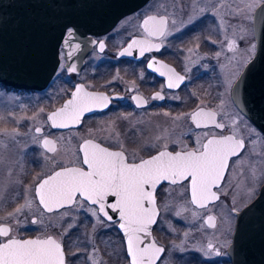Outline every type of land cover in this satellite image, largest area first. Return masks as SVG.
I'll return each instance as SVG.
<instances>
[{
	"label": "snow or ice",
	"instance_id": "snow-or-ice-1",
	"mask_svg": "<svg viewBox=\"0 0 264 264\" xmlns=\"http://www.w3.org/2000/svg\"><path fill=\"white\" fill-rule=\"evenodd\" d=\"M192 2L189 22L208 11L207 8L198 9L196 0ZM161 5L164 14H146L140 25L144 38L132 39L127 47L119 51V56H132L134 48L139 49L141 57L146 52L160 50L164 40L173 34L169 24L174 28L177 23L175 11L167 12V0H158V4L153 7L159 11ZM262 6L264 0H240L235 8L229 7L225 14L233 18L245 16L247 11ZM212 14L218 15V10ZM220 21L223 27V15ZM76 31L74 26L65 28L62 38L64 51L59 54L64 60H72L74 54L83 51L81 42L77 41ZM153 37L158 38L160 43H153ZM239 38L241 41L246 39L242 27ZM225 40L229 51H237L235 39L228 40L225 36ZM89 43L98 47L100 52L105 49L104 40H90ZM212 43L217 41L213 40ZM220 44L223 48L224 41ZM188 51L192 52L193 49ZM255 54V45H251L242 50L239 58L233 57L235 63L221 81L220 86L224 91L217 94L219 103L215 108L197 105L190 113L172 117V129L157 126V134L142 145L145 150H156V154L148 158H143L136 151L127 152L114 121L98 130L89 129L86 136H77L71 132L68 136L61 135L56 139L32 136L31 143L42 148L40 157L44 164L42 171L33 177L31 184L23 186L24 191L21 193L18 188L22 181L19 175L13 179L12 174L17 165L20 172H23V163L21 160L6 162L4 156L7 143L18 144L16 137L20 133L13 130L0 134V170L7 167L8 182L17 187L10 200L23 198L22 204L7 215L0 216V264H69V258L77 256V252L71 251L73 247L86 253V262L106 264L98 256L100 250L96 246L95 234L99 228L113 225H118L126 241L127 264H157L165 248L152 237V232L162 211L172 212L177 218H185L184 213H190L192 221L203 217L200 227L206 225L216 229L219 236L214 235L196 251L208 259L225 255L224 250L233 247V239L239 231L243 214L251 210L249 202L255 195L257 185L264 184V151L249 150V145L254 148L257 141L248 137L259 134L238 112L229 111L230 107L238 108L241 103L238 91L243 78L241 69L251 64ZM221 55L222 52L215 53L217 59ZM147 67L161 76H167L166 86L169 89L179 88L184 82V76L154 58ZM60 68L69 73L77 72L75 63L62 64ZM164 98L159 92L151 97L152 100ZM132 100L137 107L148 102L140 95L132 96ZM110 103L111 98L104 93L89 92L84 85H76L71 98L60 108L48 113L45 123L50 122V127L56 129H71L81 123L86 113L106 109ZM40 111L43 112V109ZM121 119L128 117L123 116ZM187 120L196 128L206 130L194 134L196 139L193 148H189L183 140L184 136L192 132V128L176 131L182 128L180 122ZM215 129L227 131L217 132ZM35 132L42 133V128L36 126ZM74 136L79 141L77 145L72 143ZM97 139L114 142L119 150H110L98 143ZM169 144L178 145L179 150L169 151ZM164 182H167L168 187L162 189L164 199L158 203L157 189ZM4 187L5 183L0 179V211L10 202L2 194ZM240 192L244 195L238 199ZM229 196L230 205L226 206L227 210L222 211L219 217L223 226L221 230L218 228L217 215L212 213L216 207H223L221 197ZM177 200L181 202L177 203ZM81 212L92 217L91 232L82 233L85 238L83 242L79 237L75 241L69 239V251L66 254L65 238L73 228L80 227ZM26 214L36 218L29 221ZM22 216L25 217L23 221ZM234 217L237 218L235 223ZM66 220L68 222L65 224ZM25 223L39 226L40 234L34 238L22 237L19 228ZM168 224L169 229L175 231L170 221ZM52 229H58V232L52 233ZM188 235V232L184 233L185 237ZM88 245H91V251ZM177 247L183 251V242ZM117 255L122 253L118 252Z\"/></svg>",
	"mask_w": 264,
	"mask_h": 264
},
{
	"label": "flooded vegetation",
	"instance_id": "flooded-vegetation-1",
	"mask_svg": "<svg viewBox=\"0 0 264 264\" xmlns=\"http://www.w3.org/2000/svg\"><path fill=\"white\" fill-rule=\"evenodd\" d=\"M152 2H155V4H152ZM190 2L192 10V1ZM157 4L158 1L149 0L146 4L135 11L117 19L111 27L104 30L88 32L86 35L89 38V41L104 40L105 49L103 52H100L98 47H94L90 43L86 44V40L83 38H77V41L81 42L82 44L83 51L74 54V58L72 60H64L59 55V65L52 79L45 88L33 90L14 88L16 91L42 93L57 83L58 89L61 88L63 93L55 101V105L50 109L49 113L60 108L68 99L71 98V93L74 91V86L76 85H84L86 91L104 93L111 98V103L109 104L108 108L86 113L82 118L81 123L71 129L52 128L50 127L49 122V126H40L42 128V133H38L40 136H47L49 139H56L57 135L65 136L69 135L70 132L77 134V136H86L89 129L98 130L102 126L108 125L114 121L116 130L120 133L124 140L127 152L136 151L143 158H148L150 155H155L156 150H145L142 147L144 143H142L139 139L150 138L156 135L158 132L157 126H159L161 129H172V117L190 113L197 107V105H203L207 108L216 107V105L219 103L217 94H208L204 96L200 91V89L202 90L205 82L210 81V79H214L211 74H215L221 70V66L218 64V62L224 59V56H226L227 52L226 50L228 49L226 47L227 45L225 46L226 48L222 50L219 48L217 43H212L213 40L217 41L218 33L216 31L224 28L221 27L220 15L218 14L214 16L212 14L214 10H208V15H205L206 17L199 16L191 22H189L188 17L186 18L182 14H180L179 17H184L185 19H180L178 16L175 17L177 21L176 26L173 28L171 23L169 24V27L172 28L173 34L164 40L159 51L153 50L146 52L144 56L141 57L139 55V49L134 48L132 50V56L121 57L118 55L119 51L127 47L132 39L144 38L143 30L140 28V25L142 24L146 14H164L162 5L160 6L159 11L157 7H153V5ZM170 5H174L177 8L180 7V2L179 0H167V12H170ZM251 18H254V11L253 15H251ZM251 23V25H253V21H251ZM249 31L250 24L248 32ZM254 36L255 35L253 32V37ZM152 39L153 43H160L158 38L153 37ZM197 44L199 45L198 48L196 47ZM253 45H255L256 49L255 38ZM237 46L238 50L245 48L246 44H244V40L237 41ZM188 49H193V51L189 52ZM62 51H64V49L61 43L59 46V54ZM217 52H222V55L218 59L215 56V53ZM239 53L241 54L242 52L238 51L236 54ZM153 58L163 64L168 65L170 68L174 69L176 73L185 77L184 82L179 88H167V76H161L158 72H155L147 67L148 63L152 61ZM194 59H197V61H194ZM71 63H75L77 65L76 73H69L67 71L61 70L60 65H67ZM191 65L192 68H195V71L190 70ZM202 65H210V70L203 71ZM243 70L244 69H241V71ZM208 74H210V76ZM141 76L143 78H141ZM221 88V86L218 87L219 92H221ZM223 91L224 89L222 88V92ZM157 92H159L165 98L163 100H152L151 97ZM193 93H195V95H193ZM135 95L142 96L148 101L147 104L142 107H137L135 101L132 100V96ZM225 99H227V97H225ZM230 104L231 101H229V105ZM229 111L238 112L240 117L244 119L246 123L250 124L252 128H254L264 138L262 131L239 109V107H230ZM165 113L168 115H165ZM139 114L142 115L141 119H136L134 116ZM123 116H127L128 119H121ZM136 121L138 122L135 123ZM9 123L10 122H5L4 125L10 128V126L12 127V124ZM180 123L182 124V128L176 129L177 132L188 127L192 128V132L184 136L183 140L189 148H193L195 146L196 139L194 134L201 133L206 130L196 128L190 120ZM15 124L16 122L13 124L14 127L16 126ZM132 125H135V127ZM17 127L21 130V132L25 133V120L20 119L18 121ZM137 130H139V132ZM214 131L226 132L227 130L215 129ZM242 134L246 135L245 133ZM98 135H102V133H98ZM78 142L79 141L77 137L74 136L72 139L73 145H77ZM97 142L101 143L102 146L109 147L110 150H119L114 142L107 143L101 139H97ZM31 147V168L29 170L28 176L19 186V191L21 193L24 191L23 186L29 185V182L33 181V177L41 172V165L44 164V161L40 160L42 159L40 157L42 148L37 145H33ZM57 147L59 150V143L57 144ZM168 150H179V146L169 144ZM6 152L7 151L5 150L4 156L6 155ZM48 155H52V153H48ZM80 155L82 157V153H80ZM84 167L86 168V166ZM260 186L261 184H259V187H257L255 192L256 195ZM166 187H168L167 182L162 183L158 187V203L163 201L164 197L161 193L162 189ZM8 200L10 202L4 206L2 211H0V215L2 216L7 215L8 212L13 211L16 207L23 203L22 197L16 199L15 201H11L10 199ZM221 200L223 203L230 205V197H221ZM217 204L219 205L220 202H217ZM191 207L195 208V206ZM170 213L168 212V215ZM166 214L167 212L162 211L160 217H158L157 225H153L152 237L156 239L159 245L165 248V252L161 254V259L157 261V264H160L166 255L169 254L170 248L167 241H172V238L168 237V221L171 217ZM212 214L215 215V213ZM79 216L80 227L73 228L69 235L73 237L72 241L77 240L79 237V240L83 242L85 238L82 233L91 232L92 217L88 216L84 212H81ZM34 218L36 217H31V219ZM171 219L173 220L174 224L176 220L182 221L180 218ZM236 219L237 218L234 217V223L236 222ZM68 220H70V218H68ZM65 222L68 221L66 220ZM40 232L41 229L39 226L32 225L31 223H25V225L19 229V234L24 238H34L35 236L39 235ZM95 235L96 246L99 248L100 253H103V255L107 258V264H118V243L120 245L119 252H121L123 257L126 258V264V261H128V257L126 255V241L124 240L123 233L119 229L118 225H113L111 227H101L97 230ZM68 244L69 239L66 237V254L69 251ZM88 249L91 251V245H88ZM225 250L227 253V257L225 258L228 259L227 261L229 264H233L229 254V249ZM71 251L77 252V256L70 257L69 264H91L90 261L86 262L85 260L86 253L80 252L75 247H73ZM109 253H111V255ZM200 258L201 257H197V261H201L202 258Z\"/></svg>",
	"mask_w": 264,
	"mask_h": 264
},
{
	"label": "water",
	"instance_id": "water-1",
	"mask_svg": "<svg viewBox=\"0 0 264 264\" xmlns=\"http://www.w3.org/2000/svg\"><path fill=\"white\" fill-rule=\"evenodd\" d=\"M148 1L0 0V83L44 88L58 67L66 26L73 25L76 38L88 44V32L111 27ZM253 29L256 54L242 71L239 109L264 133V6L255 9ZM250 208L229 249L233 264H264V184Z\"/></svg>",
	"mask_w": 264,
	"mask_h": 264
},
{
	"label": "rangeland",
	"instance_id": "rangeland-1",
	"mask_svg": "<svg viewBox=\"0 0 264 264\" xmlns=\"http://www.w3.org/2000/svg\"><path fill=\"white\" fill-rule=\"evenodd\" d=\"M154 1H158V0H154ZM190 1L192 0H179L180 7L176 8L174 5H170L169 11L170 12L175 11L176 13L175 17L177 16L179 17V15L182 14L187 18L192 13ZM239 3L240 0H196L198 9L207 8L208 10H218V14L220 16L221 15L224 16V24H223L224 28H221V30L216 31L218 33L217 45L222 50L227 47L226 46L227 41L225 40V36H227L228 40L235 39L236 42L241 41L239 38L241 34V27L245 30V35H246V39L244 40V44H246L245 48L250 47L254 43V38H255V36L253 37L254 29H253V25H251L252 24L251 21H253L254 19L251 18V15H253L254 10L247 11L245 16H238L235 18L225 14L229 7L235 8ZM152 4H155V2H152ZM240 6L243 7V4H240ZM205 15L206 16L208 15L207 12L202 16ZM198 17L199 15L197 17H194L193 20ZM179 18L185 19L184 17H179ZM249 24H250V31L248 32ZM221 41H224L223 48H221V44H220ZM245 48L238 49L235 52H231L228 49L226 50L227 51L226 56H224V59L218 62V64L220 66L223 65V67H221V70L219 72L215 74L214 73L211 74L215 79L216 83L214 82V79L212 80L210 79V81L205 82L202 90L200 89L202 95L204 96L208 94L216 95L220 93L218 91V87H220L223 77L232 70V66L235 63L233 57H239L242 53L241 54L240 53L236 54V53L238 51L242 52V50ZM194 61H197V59H194ZM190 70L195 71V68H192L191 65ZM202 70L203 71L210 70V65H202ZM208 75L210 76V74ZM222 88H221V92H222ZM62 93L63 91L61 88L58 89L57 83H55L48 90L44 91V94L29 93V92L0 88V117H2V119H0V134L4 133L5 131L12 132L13 130H16L17 132L20 133V135L16 137V140L19 141L18 144L7 143V149L9 150L6 149L7 152L5 155L6 162L21 160L23 163V168H24L23 172H20L19 165L13 168V174H12L13 179H15L17 175H19V179L23 181L28 176L29 170L31 168L30 147L34 145L31 143V139L32 136H40L38 133L35 132V127L36 126L44 127L46 125L49 126L48 123H45L46 116L49 113L50 109L54 107L55 101ZM41 109H43V112L40 111ZM134 117L136 119H141L142 115L139 114ZM20 119L25 120V125H26L25 133L21 132V130L17 127L18 121ZM5 122H10L9 124H12L13 128L11 126L10 128L6 127V125H4ZM11 122L14 123L16 122L15 124L16 126L14 127L13 126L14 123ZM137 122L138 121H136L135 123ZM256 133L258 132L256 131ZM59 136L61 135H57V137ZM150 138H142L139 140L142 143H144L146 140H149ZM248 138L255 139L257 141L254 148L253 146L249 145L250 151H256V152L264 151V138L260 134L259 136L253 135ZM40 160L43 161L42 159ZM245 166H247V161L245 162ZM42 168H43V164L41 165V171ZM0 179H2L5 183V187L2 191V194L4 198L8 200L12 195L15 194L17 187L8 182L7 167H4L2 170H0ZM32 182H29V184ZM257 187H259V185H257ZM243 195H244L243 192L238 193V199L243 198ZM255 196L256 194L253 197ZM229 197L231 198V196ZM180 202L181 201L177 200V203ZM226 205L228 206L229 204L223 203V207H216L213 210V213H215V215H217L218 217V221H217L218 228H220L221 230H223V226L220 224L219 217L222 211L227 210ZM166 215H168V212ZM168 216L177 219V217H175L172 214V212ZM31 217L33 216L27 215V219L29 221L31 220ZM184 217L185 218H180L182 221H177V220L175 221L176 226L173 220L169 218V221L174 226L175 231H171L169 229L168 237L172 238V241H167L168 246L170 248L169 254L166 255V257L161 261L160 264H229V262L227 261L228 259L225 258L227 257L226 250H224L226 253L225 255H221L219 257L213 256L211 259L204 257L202 253L196 251V249L199 248L201 245H206L207 241L209 239H212L214 235L219 236V232L216 229L208 228L206 225L203 228H201L200 225L203 224V220H204L203 217H201V219L196 221H192L190 213H184ZM24 219H25L24 216L21 217L22 221ZM66 223L67 222H65V224ZM13 224H15V221H13ZM168 228H169V224H168ZM51 231L56 233L58 232V229H52ZM185 232L189 233L187 237L184 236ZM68 239L72 240L73 237L69 235ZM182 242H183L184 250L180 251L177 246H180ZM119 251H120V245L118 243V252ZM98 256L103 258V260L106 261L107 264V258L103 255V253H100L99 251ZM197 257H201L202 260L197 261L196 259ZM125 260L126 258H124L123 255L121 256L118 255V264H121V262L122 264H125Z\"/></svg>",
	"mask_w": 264,
	"mask_h": 264
}]
</instances>
